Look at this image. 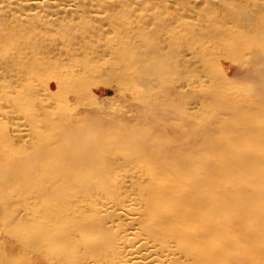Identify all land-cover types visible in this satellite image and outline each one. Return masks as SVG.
I'll return each instance as SVG.
<instances>
[{"label":"bare ground","instance_id":"6f19581e","mask_svg":"<svg viewBox=\"0 0 264 264\" xmlns=\"http://www.w3.org/2000/svg\"><path fill=\"white\" fill-rule=\"evenodd\" d=\"M0 217V264H264V0H0Z\"/></svg>","mask_w":264,"mask_h":264},{"label":"rangeland","instance_id":"374dc122","mask_svg":"<svg viewBox=\"0 0 264 264\" xmlns=\"http://www.w3.org/2000/svg\"><path fill=\"white\" fill-rule=\"evenodd\" d=\"M217 64H218L219 70L222 72V74L224 75L225 78L230 80V82H232L233 84L238 85L240 83L241 75L243 74L244 69L235 59H233L231 57H226V56L220 55L218 57ZM250 83L254 84V81L249 82V84ZM108 85H110V84L106 85V83L101 82V81L97 82L94 85H90L89 91L91 92L92 97H94L95 103L87 104L88 101L86 100L87 105H86V108H84V110L86 111L85 115H87L88 117H92L93 120L99 119V118L104 119L105 117H107V118L110 117V116H106L107 114L106 115H104V114L107 112V113H109L108 115H110V112H111V116L114 115V116L119 117V118L124 119V120L133 118L137 121L146 120V121L150 122V124L152 123L153 111H157V110H155L156 105L153 104L154 101L150 100L151 103H149V105L145 104V106L143 104H140V103H137V104L136 103H130V101H127L128 99L125 98V96L123 94H120L116 90V87L114 84H111L110 86H108ZM121 98H123V99H121ZM150 104H152V106L155 107V109L152 108V106L150 107ZM106 110H108V111H106ZM109 110H111V111L109 112ZM114 111H116V114L114 113ZM130 112H132V113H130ZM157 113L159 114L160 112H157ZM162 121H164V120H162ZM162 121H160V122H162ZM155 124H156V122H155ZM2 224H3V219L0 217V246L3 243L4 235H5V233L3 232Z\"/></svg>","mask_w":264,"mask_h":264}]
</instances>
